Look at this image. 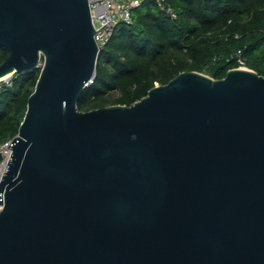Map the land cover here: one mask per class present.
<instances>
[{
	"label": "water",
	"instance_id": "water-1",
	"mask_svg": "<svg viewBox=\"0 0 264 264\" xmlns=\"http://www.w3.org/2000/svg\"><path fill=\"white\" fill-rule=\"evenodd\" d=\"M94 31L87 0H0V77L39 68L0 177V264H264V75L182 70L80 110Z\"/></svg>",
	"mask_w": 264,
	"mask_h": 264
},
{
	"label": "trees",
	"instance_id": "trees-1",
	"mask_svg": "<svg viewBox=\"0 0 264 264\" xmlns=\"http://www.w3.org/2000/svg\"><path fill=\"white\" fill-rule=\"evenodd\" d=\"M174 16L153 0L132 8L129 24L118 23L98 52L93 80L82 90L80 110L128 105L154 83L182 70L220 78L243 64L264 75V0H165ZM7 49L0 46V61ZM39 68L13 72L0 84V141L17 131Z\"/></svg>",
	"mask_w": 264,
	"mask_h": 264
},
{
	"label": "built area",
	"instance_id": "built-area-1",
	"mask_svg": "<svg viewBox=\"0 0 264 264\" xmlns=\"http://www.w3.org/2000/svg\"><path fill=\"white\" fill-rule=\"evenodd\" d=\"M142 0H87L90 18L93 28V39L98 50L108 41L112 30L118 23L129 24L132 21L131 10L140 4ZM155 4L165 12L174 16L171 7L166 4L165 0H153ZM240 68H247L243 64V59L236 55ZM5 83L9 84V80ZM10 139L0 141V177L10 155ZM2 203H0V209Z\"/></svg>",
	"mask_w": 264,
	"mask_h": 264
},
{
	"label": "rangeland",
	"instance_id": "rangeland-1",
	"mask_svg": "<svg viewBox=\"0 0 264 264\" xmlns=\"http://www.w3.org/2000/svg\"><path fill=\"white\" fill-rule=\"evenodd\" d=\"M10 77H11V75H9L7 77H4V78H1L2 80H0V84L1 83H5L6 81H8Z\"/></svg>",
	"mask_w": 264,
	"mask_h": 264
},
{
	"label": "bare ground",
	"instance_id": "bare-ground-1",
	"mask_svg": "<svg viewBox=\"0 0 264 264\" xmlns=\"http://www.w3.org/2000/svg\"><path fill=\"white\" fill-rule=\"evenodd\" d=\"M7 76H9V74H6V75L0 77V79H1V78H4V77H7ZM1 80H2V79H1Z\"/></svg>",
	"mask_w": 264,
	"mask_h": 264
}]
</instances>
